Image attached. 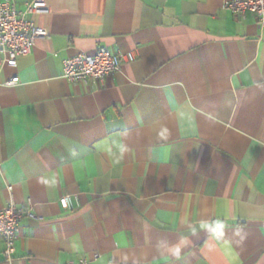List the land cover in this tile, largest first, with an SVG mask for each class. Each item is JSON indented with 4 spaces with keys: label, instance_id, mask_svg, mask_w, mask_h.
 I'll use <instances>...</instances> for the list:
<instances>
[{
    "label": "crops",
    "instance_id": "crops-1",
    "mask_svg": "<svg viewBox=\"0 0 264 264\" xmlns=\"http://www.w3.org/2000/svg\"><path fill=\"white\" fill-rule=\"evenodd\" d=\"M43 1L48 35L0 53V209L38 215L0 264H264V26L227 0ZM100 46L135 59L63 77Z\"/></svg>",
    "mask_w": 264,
    "mask_h": 264
},
{
    "label": "built area",
    "instance_id": "built-area-1",
    "mask_svg": "<svg viewBox=\"0 0 264 264\" xmlns=\"http://www.w3.org/2000/svg\"><path fill=\"white\" fill-rule=\"evenodd\" d=\"M224 8L241 19L252 14L257 24L264 26V0H227ZM46 10L43 0H31L24 9H20L12 0H0V53L4 55L3 62L6 65L17 67L18 58L30 53L36 41L48 35V30L35 20V16ZM134 59L133 53L122 55L107 46H100L95 53L82 51L65 59L63 77L69 82L103 83L108 76L120 70L125 61ZM18 81L16 76L6 84L13 85ZM77 202V194H65L60 199L62 207L70 210L76 207ZM24 216L38 218L30 202L18 206L12 201L0 209V238L4 240V255L7 259L13 258L16 251L20 222ZM98 256L95 255L96 258ZM61 264H91V259L82 257Z\"/></svg>",
    "mask_w": 264,
    "mask_h": 264
}]
</instances>
